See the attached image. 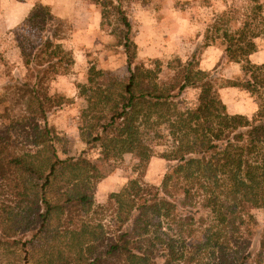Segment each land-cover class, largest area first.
<instances>
[{
  "label": "trees",
  "instance_id": "1",
  "mask_svg": "<svg viewBox=\"0 0 264 264\" xmlns=\"http://www.w3.org/2000/svg\"><path fill=\"white\" fill-rule=\"evenodd\" d=\"M120 2L104 0L100 18H118L113 35L125 58L126 82L103 88L90 67L79 92V137L96 159L83 152L68 157L47 122L62 100L46 85L68 70V59L57 46L51 52L49 39L24 59L42 68L34 81L0 94V264H20V252L33 264H264V228L251 248V210H264V62L248 60L256 41H264V1L240 0L206 25L202 46L217 45L226 62L240 65V76L220 81L200 70L193 55L168 62L165 75L158 60L139 61ZM55 20L37 4L18 29L42 33ZM226 87L254 99L251 116L226 112L218 93ZM187 89L196 91L191 104L183 97ZM150 140L165 146L160 157L168 166L159 183L145 182L142 168L94 203L98 163L130 154L144 165L154 155ZM72 217L105 239L100 253L57 249L35 256L26 241H8L26 231L28 242L39 240L52 219Z\"/></svg>",
  "mask_w": 264,
  "mask_h": 264
},
{
  "label": "rangeland",
  "instance_id": "2",
  "mask_svg": "<svg viewBox=\"0 0 264 264\" xmlns=\"http://www.w3.org/2000/svg\"><path fill=\"white\" fill-rule=\"evenodd\" d=\"M9 1V0H7ZM39 3L47 6L56 18L53 28L45 32L22 33L18 29L23 18L14 26H4L10 14L0 7V94L6 87L22 81L32 82L41 73L42 68L24 65L27 55L39 50L45 38L68 59L65 74L53 77L46 89L49 95L61 97V104L52 108L46 115L48 124L59 137V146L63 147L68 157L84 156L96 159V151L85 145L79 137L78 117L84 106L79 92L85 86L88 69L96 71L94 81L103 88L115 89L125 84L127 71L122 49L117 45L113 33L120 27L117 17L108 16L101 20L100 9L104 0H44ZM114 3L115 0H110ZM264 1V0H260ZM240 0H121L118 4L130 24V38L136 47L139 61L158 60L164 75L166 64L175 58L183 61L191 55L197 61L198 68L210 72L213 78L231 80L240 76V65L225 61L221 48L217 45L202 46V35L212 16L229 5H239ZM117 4V3H115ZM37 5V4H36ZM28 14V13H27ZM55 34L54 38H50ZM248 60L253 64L264 62V41H256V51ZM220 100L229 114L251 116L256 103L252 97L238 88H221ZM196 91L187 89L183 93L185 102L193 103ZM151 136H149L150 138ZM154 155L144 165L130 154H123L113 161L98 163L101 178L93 188L94 203H101L110 192L120 189L129 179L135 177L143 168L142 179L158 184L168 163L160 157L165 151L163 140L152 141ZM256 219L251 248L254 249L258 233L264 228V210H251ZM50 230L39 240L28 242L31 232L26 231L8 237V241L17 239L26 241L25 249H32L35 256L41 251L77 250L81 254L100 253L105 239L88 223H80L75 217L71 219H52ZM20 264H33L22 259Z\"/></svg>",
  "mask_w": 264,
  "mask_h": 264
},
{
  "label": "crops",
  "instance_id": "3",
  "mask_svg": "<svg viewBox=\"0 0 264 264\" xmlns=\"http://www.w3.org/2000/svg\"><path fill=\"white\" fill-rule=\"evenodd\" d=\"M39 3H48L44 0H0V7L3 11L9 12V21L4 26H14L20 22L30 11V9Z\"/></svg>",
  "mask_w": 264,
  "mask_h": 264
}]
</instances>
